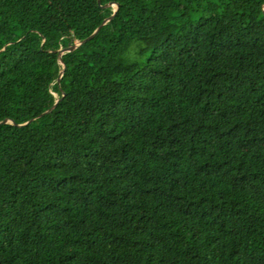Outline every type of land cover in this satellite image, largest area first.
<instances>
[{
    "label": "trees",
    "instance_id": "trees-1",
    "mask_svg": "<svg viewBox=\"0 0 264 264\" xmlns=\"http://www.w3.org/2000/svg\"><path fill=\"white\" fill-rule=\"evenodd\" d=\"M121 1L0 0V264H264V0H123L60 57Z\"/></svg>",
    "mask_w": 264,
    "mask_h": 264
},
{
    "label": "water",
    "instance_id": "water-1",
    "mask_svg": "<svg viewBox=\"0 0 264 264\" xmlns=\"http://www.w3.org/2000/svg\"><path fill=\"white\" fill-rule=\"evenodd\" d=\"M123 5V0L117 5V8L115 9L114 13L103 23V25L98 28L89 38H87L85 41H82V42H77L76 44H73V45H70L64 49H61L59 52H60V57L62 58L63 55L65 53H68V52H73V51H76L80 48H83L84 46H86L88 44V42H90L92 39H94L103 29V27L119 12V10L121 9ZM65 70H66V64H65V67L63 69V71L61 72L60 74V77H59V85L61 84V79L63 78L64 76V73H65ZM66 91H65V95H66ZM59 102V101H58ZM57 106V105H56ZM53 107L51 110H49L48 112H52L55 108ZM46 114V113H45ZM34 120H31L29 121L27 124L21 126V127H28ZM11 122H15L16 123V120L14 119H7L3 122H1L0 124H6V123H11ZM17 124V123H16ZM17 125H20V124H17Z\"/></svg>",
    "mask_w": 264,
    "mask_h": 264
},
{
    "label": "rangeland",
    "instance_id": "rangeland-1",
    "mask_svg": "<svg viewBox=\"0 0 264 264\" xmlns=\"http://www.w3.org/2000/svg\"><path fill=\"white\" fill-rule=\"evenodd\" d=\"M119 3H116L115 5H116V7H117V5H118Z\"/></svg>",
    "mask_w": 264,
    "mask_h": 264
}]
</instances>
